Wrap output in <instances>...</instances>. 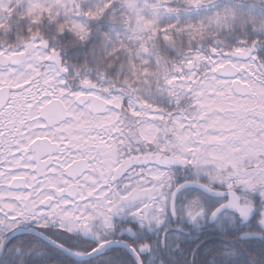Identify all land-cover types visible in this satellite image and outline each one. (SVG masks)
Returning a JSON list of instances; mask_svg holds the SVG:
<instances>
[{
  "label": "snow or ice",
  "instance_id": "1",
  "mask_svg": "<svg viewBox=\"0 0 264 264\" xmlns=\"http://www.w3.org/2000/svg\"><path fill=\"white\" fill-rule=\"evenodd\" d=\"M0 264H264V0H0Z\"/></svg>",
  "mask_w": 264,
  "mask_h": 264
}]
</instances>
